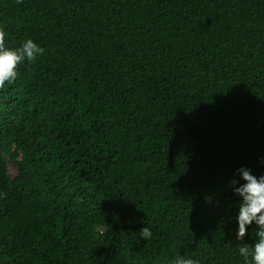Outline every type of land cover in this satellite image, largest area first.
I'll list each match as a JSON object with an SVG mask.
<instances>
[{
    "label": "trees",
    "instance_id": "obj_1",
    "mask_svg": "<svg viewBox=\"0 0 264 264\" xmlns=\"http://www.w3.org/2000/svg\"><path fill=\"white\" fill-rule=\"evenodd\" d=\"M0 27L44 49L0 89V264H251L264 0H0Z\"/></svg>",
    "mask_w": 264,
    "mask_h": 264
},
{
    "label": "clouds",
    "instance_id": "obj_2",
    "mask_svg": "<svg viewBox=\"0 0 264 264\" xmlns=\"http://www.w3.org/2000/svg\"><path fill=\"white\" fill-rule=\"evenodd\" d=\"M18 3L22 0H17ZM6 31L0 27V89L4 88L6 82L11 84L18 76V67L25 61L32 62L43 53L44 49L32 39H26L19 47L6 46ZM245 183L234 187V194L242 197L238 214L237 239L242 240L247 232V226L253 222L258 225L256 232L257 240L254 245L242 244L239 254L251 264H264V175L257 178L251 170L245 167L237 169ZM233 185L237 183L234 179ZM144 239H149L152 232L148 227L140 231ZM171 264H200V261L184 256H177Z\"/></svg>",
    "mask_w": 264,
    "mask_h": 264
},
{
    "label": "rangeland",
    "instance_id": "obj_3",
    "mask_svg": "<svg viewBox=\"0 0 264 264\" xmlns=\"http://www.w3.org/2000/svg\"><path fill=\"white\" fill-rule=\"evenodd\" d=\"M9 171L11 175H15L17 173V165L12 161L9 163Z\"/></svg>",
    "mask_w": 264,
    "mask_h": 264
}]
</instances>
